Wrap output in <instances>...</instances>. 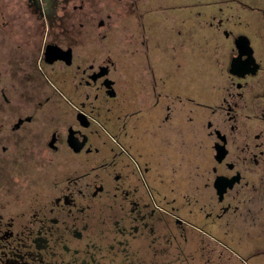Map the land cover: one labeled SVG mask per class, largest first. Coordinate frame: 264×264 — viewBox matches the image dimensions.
Wrapping results in <instances>:
<instances>
[{
    "label": "flooded vegetation",
    "instance_id": "obj_1",
    "mask_svg": "<svg viewBox=\"0 0 264 264\" xmlns=\"http://www.w3.org/2000/svg\"><path fill=\"white\" fill-rule=\"evenodd\" d=\"M193 5L217 6L206 95L109 56L73 65L71 46L38 54L75 67L67 87L33 74L28 105L2 88L21 113L0 127V264H264V0Z\"/></svg>",
    "mask_w": 264,
    "mask_h": 264
},
{
    "label": "rangeland",
    "instance_id": "obj_2",
    "mask_svg": "<svg viewBox=\"0 0 264 264\" xmlns=\"http://www.w3.org/2000/svg\"><path fill=\"white\" fill-rule=\"evenodd\" d=\"M57 1L0 0V97L2 88L6 87L11 102L24 99L27 105L34 103L39 98L38 93L25 92L33 88V74L49 78L60 88L68 86L62 80L68 76L72 78L75 67L58 70L57 64L52 67L40 62L38 54L51 43L64 49L73 47V65L83 64V57L90 62L108 56L119 59L120 70L132 78H127L130 83L128 103L133 100L130 92L135 88L131 81L143 84L151 72L159 76L162 71L170 70L171 76L183 80L187 89L198 96L210 91L213 69L209 43L218 37V31L209 22L211 15L217 13V6H195V0ZM184 1H190L192 6L177 8L178 3L184 5L181 3ZM55 5L58 13L51 22L48 10ZM36 55L34 62L32 59ZM193 75L198 79L197 89L192 87ZM76 79L74 82L78 83L80 77ZM44 87L47 86L44 84ZM10 105L0 98V123L21 113L11 110L9 114L7 107ZM44 117L48 118L49 113ZM45 123L53 124L54 121L47 119ZM0 127H4V123ZM100 134L107 133L101 131ZM137 137H134L137 145L145 143L144 137L139 134ZM20 138L16 137L17 144L22 143ZM7 140L2 130L0 147ZM6 164L8 160L0 148V167Z\"/></svg>",
    "mask_w": 264,
    "mask_h": 264
},
{
    "label": "water",
    "instance_id": "obj_3",
    "mask_svg": "<svg viewBox=\"0 0 264 264\" xmlns=\"http://www.w3.org/2000/svg\"><path fill=\"white\" fill-rule=\"evenodd\" d=\"M45 55L47 61L53 62L57 59L65 60L67 63H71L72 60V48L64 49L57 44H49L46 47Z\"/></svg>",
    "mask_w": 264,
    "mask_h": 264
},
{
    "label": "trees",
    "instance_id": "obj_4",
    "mask_svg": "<svg viewBox=\"0 0 264 264\" xmlns=\"http://www.w3.org/2000/svg\"><path fill=\"white\" fill-rule=\"evenodd\" d=\"M34 1V0H33ZM37 3H38V0H35ZM60 0L57 1V3L59 2ZM58 5V4H57ZM48 15H49V18L51 19V22H52V19H54V16L55 14L58 13V7H56V5L54 6V8L50 11L48 10ZM54 22V21H53Z\"/></svg>",
    "mask_w": 264,
    "mask_h": 264
}]
</instances>
